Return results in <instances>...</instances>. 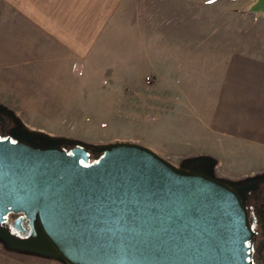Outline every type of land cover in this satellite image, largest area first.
I'll return each instance as SVG.
<instances>
[{
	"label": "rangeland",
	"instance_id": "obj_1",
	"mask_svg": "<svg viewBox=\"0 0 264 264\" xmlns=\"http://www.w3.org/2000/svg\"><path fill=\"white\" fill-rule=\"evenodd\" d=\"M257 1L122 0L105 35L124 40L116 45L124 46V70L116 74L110 59L107 76L89 77L72 59L65 81L76 85L50 91L22 79V91L2 93L0 109L47 137L140 143L183 167L207 157L229 180L264 174V10L252 8ZM58 2L72 19L92 15L75 11L72 0ZM202 113L222 127L235 121L236 130L213 131ZM0 264L69 263L0 237Z\"/></svg>",
	"mask_w": 264,
	"mask_h": 264
},
{
	"label": "water",
	"instance_id": "obj_2",
	"mask_svg": "<svg viewBox=\"0 0 264 264\" xmlns=\"http://www.w3.org/2000/svg\"><path fill=\"white\" fill-rule=\"evenodd\" d=\"M252 8L264 10V0ZM21 130L54 144L0 138V237L9 245L69 264H252L244 196L210 158L183 167L140 143ZM12 212L27 219L23 236L4 224Z\"/></svg>",
	"mask_w": 264,
	"mask_h": 264
},
{
	"label": "crops",
	"instance_id": "obj_3",
	"mask_svg": "<svg viewBox=\"0 0 264 264\" xmlns=\"http://www.w3.org/2000/svg\"><path fill=\"white\" fill-rule=\"evenodd\" d=\"M121 1L72 0L75 11L92 12L90 17L72 19V14H67V5L59 4L58 0H0V96L8 93L13 97L22 91V79L39 82L50 91L76 85L77 80L69 84L65 81L72 76V59L89 77L107 76L110 59H116L111 66L117 69L116 74L118 69L124 70L125 55L120 52L124 46H116L124 40L108 39V34L105 35ZM110 49L116 51L111 56ZM228 56L227 61L232 59ZM90 70H96L94 75ZM35 76H39V81ZM221 97L226 101L224 95ZM201 118L213 131L222 127L214 116L206 117L202 113ZM236 125L228 120L222 128L235 131Z\"/></svg>",
	"mask_w": 264,
	"mask_h": 264
},
{
	"label": "flooded vegetation",
	"instance_id": "obj_4",
	"mask_svg": "<svg viewBox=\"0 0 264 264\" xmlns=\"http://www.w3.org/2000/svg\"><path fill=\"white\" fill-rule=\"evenodd\" d=\"M10 136L13 140L20 139L36 146H52L54 143L46 141L38 135H29L24 133L18 127L13 115L0 109V138ZM60 147L65 149L72 148L71 143H59ZM204 159L193 163L192 167L207 166ZM237 191L244 196V202L247 207L249 225L253 231L249 246V259L252 264H264V174L250 175L238 180ZM4 224L19 236H23L27 230V219L23 213H9Z\"/></svg>",
	"mask_w": 264,
	"mask_h": 264
},
{
	"label": "trees",
	"instance_id": "obj_5",
	"mask_svg": "<svg viewBox=\"0 0 264 264\" xmlns=\"http://www.w3.org/2000/svg\"><path fill=\"white\" fill-rule=\"evenodd\" d=\"M96 157H98V155Z\"/></svg>",
	"mask_w": 264,
	"mask_h": 264
}]
</instances>
